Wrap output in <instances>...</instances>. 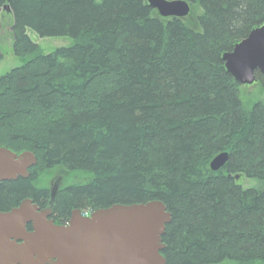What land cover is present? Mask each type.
I'll return each instance as SVG.
<instances>
[{
    "label": "trees",
    "instance_id": "16d2710c",
    "mask_svg": "<svg viewBox=\"0 0 264 264\" xmlns=\"http://www.w3.org/2000/svg\"><path fill=\"white\" fill-rule=\"evenodd\" d=\"M185 1L197 29L145 0H0L25 59L0 75V147L36 158L27 178L0 183V212L48 207L41 178L61 170L73 182L51 202L57 224L159 201L165 264H264V102L244 104L222 61L264 24V0ZM27 29L73 44L44 54Z\"/></svg>",
    "mask_w": 264,
    "mask_h": 264
},
{
    "label": "water",
    "instance_id": "95a60500",
    "mask_svg": "<svg viewBox=\"0 0 264 264\" xmlns=\"http://www.w3.org/2000/svg\"><path fill=\"white\" fill-rule=\"evenodd\" d=\"M146 2L161 18L181 19L190 11L185 0ZM2 10L9 12L7 5ZM222 61L240 85L255 83V72L264 76V25L251 30ZM227 157L216 156L210 170L221 169ZM35 164L30 152L16 155L0 147V183L27 178ZM51 215L50 208L40 209L31 199L0 212V264H165L161 236L170 214L159 201L114 204L89 217L72 211L63 225L54 224Z\"/></svg>",
    "mask_w": 264,
    "mask_h": 264
},
{
    "label": "rangeland",
    "instance_id": "374dc122",
    "mask_svg": "<svg viewBox=\"0 0 264 264\" xmlns=\"http://www.w3.org/2000/svg\"><path fill=\"white\" fill-rule=\"evenodd\" d=\"M199 14L197 7L192 6L190 14L186 18V23H190L195 29V19ZM9 21L5 20L0 24V50L2 60L0 61V75L8 72L11 68L20 66L25 59L17 58L13 54V41L10 33ZM26 35L35 43L42 53L48 54L57 48L69 47L73 44V40L69 37H52L40 38L32 30L27 29ZM239 98L244 104L248 106L254 102H264V92L260 90L259 85L253 84L250 86H240ZM42 184L50 191L52 197L56 196L57 191L61 186L68 185L73 180L68 178L61 170L48 172L41 178ZM77 181V178L75 179ZM228 263V262H227Z\"/></svg>",
    "mask_w": 264,
    "mask_h": 264
},
{
    "label": "flooded vegetation",
    "instance_id": "af4514ba",
    "mask_svg": "<svg viewBox=\"0 0 264 264\" xmlns=\"http://www.w3.org/2000/svg\"><path fill=\"white\" fill-rule=\"evenodd\" d=\"M77 210L80 212V214L82 216H88L92 212L90 209H82V208H79Z\"/></svg>",
    "mask_w": 264,
    "mask_h": 264
}]
</instances>
